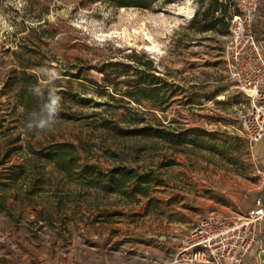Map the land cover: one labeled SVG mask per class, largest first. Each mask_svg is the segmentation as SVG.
Returning <instances> with one entry per match:
<instances>
[{
	"label": "rangeland",
	"instance_id": "rangeland-1",
	"mask_svg": "<svg viewBox=\"0 0 264 264\" xmlns=\"http://www.w3.org/2000/svg\"><path fill=\"white\" fill-rule=\"evenodd\" d=\"M210 3L159 0L141 9L91 0H0V264H149L175 252L201 217L244 212L255 198L264 199V142L250 145L244 137L238 117L248 99L227 68V8L213 14L223 13L227 28L199 30ZM28 49L39 52L33 59L45 63V72L57 64L129 62L133 51L145 53L174 95L166 111L153 114L216 147L174 149L84 119H56L50 131H28L22 108L3 88L19 59L31 57ZM85 92L95 102L109 99ZM95 102L82 110L99 111L97 121L122 113ZM58 143L73 146L81 168L134 169L149 181L148 195L101 192L32 152Z\"/></svg>",
	"mask_w": 264,
	"mask_h": 264
},
{
	"label": "trees",
	"instance_id": "trees-1",
	"mask_svg": "<svg viewBox=\"0 0 264 264\" xmlns=\"http://www.w3.org/2000/svg\"><path fill=\"white\" fill-rule=\"evenodd\" d=\"M91 1H105L115 7L147 9L159 0ZM222 7L226 9V6L219 0H211L209 8L203 14V24L199 30H214L218 24L227 28L228 23L224 20L223 13L217 17L213 16ZM258 10L263 18L255 22V29L260 34L264 32L262 27L264 25V0H259ZM208 14L212 15L210 22H207ZM223 32H227V30L225 29ZM19 46L22 48V45ZM27 52L31 57L19 59L20 68L12 69L3 81L4 91L11 93L16 104L22 108L25 120L29 121L33 114H43L42 109L47 102L48 91L54 87L57 95L61 97L60 110L56 119L66 121L84 119L94 124L96 128L107 129L117 136L158 140L174 149L187 144L205 149L216 147V144L209 141L204 135L193 131L172 129L173 121L171 119L164 123L165 117H157L153 114L151 109L166 111L170 99L174 95L168 94L169 85L160 76V71L154 61L145 53L133 51L129 56V62L106 60L98 64H91L86 61V63L72 64L67 67L57 64L52 68L59 72L60 78L50 84L47 76L43 74L45 71L40 70L45 66V63L33 59L37 54L39 55V52L33 49H28ZM13 53L17 54L18 51ZM93 72L98 74L99 78ZM34 87H40L43 95L37 96L31 92L30 89ZM87 88L98 95L107 96L109 99L104 102H95L88 94L86 95ZM220 91L221 89H216L208 92L205 98L213 100ZM94 102L98 107L105 106L106 109H112L115 112L121 110L122 113L114 115L118 117L117 120L102 117L97 121V117L101 115L99 111L84 113L82 110ZM133 105L138 107H133ZM148 115L152 116V121L147 118ZM120 122L125 125L121 126ZM72 148L73 146L70 144L58 143L37 153L32 152L52 163L58 171L69 176L76 174L77 180L82 184L101 192L119 193L127 197L136 193L142 196L148 195L147 184L149 181L146 176L138 177L134 169H128L121 165L108 169L106 173L98 171V167L94 165L81 168L77 163L78 156L74 155L71 151Z\"/></svg>",
	"mask_w": 264,
	"mask_h": 264
},
{
	"label": "built area",
	"instance_id": "built-area-1",
	"mask_svg": "<svg viewBox=\"0 0 264 264\" xmlns=\"http://www.w3.org/2000/svg\"><path fill=\"white\" fill-rule=\"evenodd\" d=\"M219 1L229 15L228 73L235 87L248 99V108L238 120L249 144H261L264 142V32L258 34L255 29V22L263 18L258 10L259 0ZM263 220L262 197L255 198L244 212L206 215L187 231L175 252L155 258L149 264H243L259 239ZM260 251L264 253L263 246Z\"/></svg>",
	"mask_w": 264,
	"mask_h": 264
},
{
	"label": "clouds",
	"instance_id": "clouds-1",
	"mask_svg": "<svg viewBox=\"0 0 264 264\" xmlns=\"http://www.w3.org/2000/svg\"><path fill=\"white\" fill-rule=\"evenodd\" d=\"M49 83L60 78L59 72L56 70H47L45 72ZM37 96H42L43 92L40 87H34L30 89ZM61 105V97L57 95L56 89L50 88L48 91L47 102L43 105L41 115L33 114V117L28 121L26 127L28 131L36 130L40 132L50 131L56 124V118L58 116Z\"/></svg>",
	"mask_w": 264,
	"mask_h": 264
},
{
	"label": "crops",
	"instance_id": "crops-1",
	"mask_svg": "<svg viewBox=\"0 0 264 264\" xmlns=\"http://www.w3.org/2000/svg\"><path fill=\"white\" fill-rule=\"evenodd\" d=\"M262 246L264 247V228L260 227L259 239L245 256L243 264H264V253L260 251V247ZM101 263L110 264L107 259H101L99 264Z\"/></svg>",
	"mask_w": 264,
	"mask_h": 264
}]
</instances>
